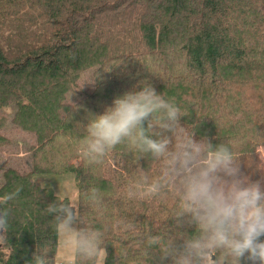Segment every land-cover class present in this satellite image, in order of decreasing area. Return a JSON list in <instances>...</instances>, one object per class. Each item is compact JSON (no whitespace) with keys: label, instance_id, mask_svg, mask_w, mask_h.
<instances>
[{"label":"trees","instance_id":"obj_1","mask_svg":"<svg viewBox=\"0 0 264 264\" xmlns=\"http://www.w3.org/2000/svg\"><path fill=\"white\" fill-rule=\"evenodd\" d=\"M129 17L145 46L115 53L111 33H126ZM88 70L92 84L85 87L78 81ZM143 82L186 113L180 123L196 139L229 142L244 173L264 178L257 155L264 146V0H0V150L12 140L3 133L7 125L33 137L23 167L0 166V196L22 188L3 205L10 227L0 264H30L45 246L57 264L54 214L46 209L58 202L75 203L86 224L104 230L105 264H142L141 237L149 231L165 238L195 232L168 219L174 195L127 197L140 168L157 176L149 156L127 142L101 164L78 154L90 114H102ZM63 174H71L74 198L36 180ZM93 187L103 199L100 211L84 198ZM155 254L149 250L147 264Z\"/></svg>","mask_w":264,"mask_h":264},{"label":"clouds","instance_id":"obj_2","mask_svg":"<svg viewBox=\"0 0 264 264\" xmlns=\"http://www.w3.org/2000/svg\"><path fill=\"white\" fill-rule=\"evenodd\" d=\"M183 115L173 100L143 82L139 90L117 96L102 114H90L78 154L88 164H101L110 150L127 142L140 157L157 162V176L149 179L140 168L139 178L127 185V197L174 195L176 206L168 219L177 229L194 227L195 232L178 231L167 238L163 232L145 233L142 264H147L150 249L156 250L153 264H264V178L252 181L244 173L229 142L196 139L195 132L180 123ZM21 190L0 196V244L10 227V210L3 205ZM84 198L94 210L102 209L98 188L88 189ZM46 212L54 214L65 264H105V232L86 224L75 203H52ZM78 222L84 227H76ZM30 264H52L47 246L33 254Z\"/></svg>","mask_w":264,"mask_h":264},{"label":"rangeland","instance_id":"obj_3","mask_svg":"<svg viewBox=\"0 0 264 264\" xmlns=\"http://www.w3.org/2000/svg\"><path fill=\"white\" fill-rule=\"evenodd\" d=\"M129 30L122 34L121 36L111 33V47L115 53H127V52H136L144 48L145 44L140 33L134 29L132 22L133 18L129 17ZM90 70L84 72L79 79V83L85 87H90ZM3 133L11 137V143L8 147L0 150V166L18 165L23 167L24 159L27 154V146L33 143V137L30 132L23 131L16 126L7 125L3 129ZM257 155L259 158L264 161V146L257 148ZM37 176H35L36 178ZM38 180L43 185L50 186L53 191L59 196H67L69 198H74L75 189L72 184L71 174H63L60 176H40L37 177ZM2 178H0V183ZM75 200V199H74ZM64 256L63 252L60 250L57 245L55 251V261L58 264L59 261H64L62 257Z\"/></svg>","mask_w":264,"mask_h":264},{"label":"built area","instance_id":"obj_4","mask_svg":"<svg viewBox=\"0 0 264 264\" xmlns=\"http://www.w3.org/2000/svg\"><path fill=\"white\" fill-rule=\"evenodd\" d=\"M58 264H65L63 261H59Z\"/></svg>","mask_w":264,"mask_h":264},{"label":"crops","instance_id":"obj_5","mask_svg":"<svg viewBox=\"0 0 264 264\" xmlns=\"http://www.w3.org/2000/svg\"><path fill=\"white\" fill-rule=\"evenodd\" d=\"M263 147V146H262Z\"/></svg>","mask_w":264,"mask_h":264}]
</instances>
